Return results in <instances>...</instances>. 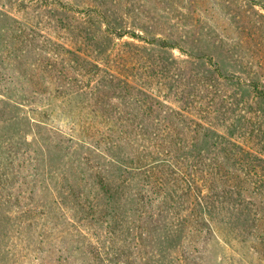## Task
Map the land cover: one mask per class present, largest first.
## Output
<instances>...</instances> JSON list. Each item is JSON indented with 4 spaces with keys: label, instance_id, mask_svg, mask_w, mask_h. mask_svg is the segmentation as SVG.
<instances>
[{
    "label": "rangeland",
    "instance_id": "374dc122",
    "mask_svg": "<svg viewBox=\"0 0 264 264\" xmlns=\"http://www.w3.org/2000/svg\"><path fill=\"white\" fill-rule=\"evenodd\" d=\"M195 124L259 159L235 169L259 217L226 225L213 193L212 217L193 208L189 170L224 184L189 167ZM260 159L264 0H0V264H264ZM110 186L130 198L116 228Z\"/></svg>",
    "mask_w": 264,
    "mask_h": 264
},
{
    "label": "trees",
    "instance_id": "16d2710c",
    "mask_svg": "<svg viewBox=\"0 0 264 264\" xmlns=\"http://www.w3.org/2000/svg\"><path fill=\"white\" fill-rule=\"evenodd\" d=\"M128 32H121L120 35L123 36ZM133 37H139L138 34L133 32ZM156 41H159L161 46L163 47H175L172 44H168V42L157 39ZM178 45V44H177ZM178 47V46H177ZM95 68H99L98 64H93ZM100 70V68H99ZM112 81V80H111ZM145 115V114H144ZM190 131H193L192 134H190V137L192 138V141L189 140V167L191 166H208L209 170H216V173H219L218 176L211 172H207V174H212L213 180H215L216 177L220 178V182L224 183L222 184L221 193L213 192L210 187H208L206 190L197 189L199 176L196 174V171L198 170H189V194H193V191H198V193H194V201H193V208L202 209V211L206 212L209 217H212L213 211H214V194H216V197L221 202L220 209H227L230 212V215L228 216L229 219L225 222V224H230L233 227H236V222L239 221V219L242 217L244 220H247L249 222L252 221V215L253 218L259 217V212L252 213V207L255 206V200L253 197V194L256 192L255 189L262 188L260 186H253L250 188V184L252 182V179L255 178L253 174H238L236 172V166H243L246 167V172L251 173V171L255 170V165L259 163V159L257 160L256 155L251 152L250 150L244 148L241 144L236 142L234 140L235 134L233 132H226V134H221L217 130H215L212 126L207 125L206 127H201L199 124H195V126L192 128L191 125H189ZM198 126V128H196ZM200 126V127H199ZM234 128H237L236 125H232L228 130H232ZM114 146H111L113 148ZM146 149V148H145ZM207 152L210 153L207 155ZM150 152L148 149H146V152H144L143 157H148ZM138 157V156H137ZM142 158V157H141ZM260 161L263 162L262 167L264 168V159H260ZM162 162V161H161ZM160 163V161L157 163V165ZM127 169L130 171V173L133 174V176H143V177H151V175L147 174V171L152 172L150 169L156 168V164L154 162H147L144 159H137V161H130L127 165ZM224 166L230 167L229 170H225ZM234 171H233V170ZM195 171V172H194ZM241 180V186L239 187L237 184H235L234 181ZM212 180V181H213ZM257 182L264 185V170L260 174V176L257 177ZM216 182V181H215ZM150 183V190L156 193V190L159 188V185L161 183H158V185H154L152 182ZM243 183V184H242ZM146 185V184H144ZM203 184H201V187ZM246 186V187H244ZM111 188H104L105 194H107V202L110 205L109 211L104 214L105 221L108 222V220L113 222V226L120 227L122 224L125 223L126 215H125V206L129 203V199L127 196V193H124V195H120V191L112 189ZM111 189V190H110ZM148 189V190H149ZM252 189V190H249ZM149 190V191H150ZM259 191V190H258ZM262 192V190H260ZM141 192V191H140ZM213 193V197H212ZM260 192H258L256 195H258ZM197 195V196H196ZM154 195H151L150 197L153 198ZM155 198V197H154ZM139 203L144 202V197L142 198L138 197ZM260 202V205L264 209V196H262L261 199L258 200ZM258 203V202H257ZM264 212V211H263ZM209 217H205L206 221ZM235 219H237L235 221ZM264 219V214L263 217ZM254 220V219H253ZM208 228L211 230V224H206ZM108 229H110L107 226ZM115 230L112 229L111 233L114 234ZM208 232H210L208 230ZM5 254L3 255V257ZM9 258H12L10 254ZM6 258V257H5ZM8 259V258H7Z\"/></svg>",
    "mask_w": 264,
    "mask_h": 264
}]
</instances>
